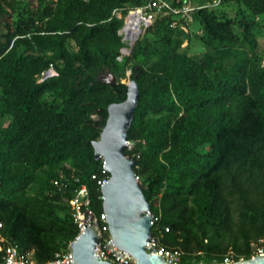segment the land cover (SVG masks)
Returning a JSON list of instances; mask_svg holds the SVG:
<instances>
[{
  "label": "trees",
  "instance_id": "16d2710c",
  "mask_svg": "<svg viewBox=\"0 0 264 264\" xmlns=\"http://www.w3.org/2000/svg\"><path fill=\"white\" fill-rule=\"evenodd\" d=\"M147 1L0 0V245L42 264L67 251L82 186L101 223L109 173L92 142L129 79L124 153L159 245L222 263L264 236V0H166L122 54L124 17Z\"/></svg>",
  "mask_w": 264,
  "mask_h": 264
},
{
  "label": "water",
  "instance_id": "95a60500",
  "mask_svg": "<svg viewBox=\"0 0 264 264\" xmlns=\"http://www.w3.org/2000/svg\"><path fill=\"white\" fill-rule=\"evenodd\" d=\"M128 15L130 12L126 17ZM119 33L123 34L122 40L127 39L120 52L128 54L141 29L127 35L124 21ZM126 85V98L107 106L105 125L99 139L92 142L94 158H101L104 170L109 173L108 179L101 184L102 212L108 225L111 242L118 250L130 254L136 264H170L162 256L146 250V244L153 237L151 232L153 215L134 172L136 161L124 153L129 144L127 131L138 103L139 90L134 79L127 80ZM100 242L95 221L79 232L70 243L68 249L73 258L71 264H112L110 260L100 259L95 254V247ZM209 264H264V255Z\"/></svg>",
  "mask_w": 264,
  "mask_h": 264
},
{
  "label": "built area",
  "instance_id": "2783aa9c",
  "mask_svg": "<svg viewBox=\"0 0 264 264\" xmlns=\"http://www.w3.org/2000/svg\"><path fill=\"white\" fill-rule=\"evenodd\" d=\"M220 0H213V4H218ZM165 8H170L169 3L166 0H148L147 3L136 10H139L142 14L144 22L143 27L149 25L153 19L152 11H159ZM191 9L190 3L185 1L180 9H175L174 11L182 12L186 14L188 18V11ZM114 14L121 17L118 10L114 11ZM126 21V19H125ZM145 23V25H144ZM127 24V22H126ZM142 29V28H141ZM55 71L53 69H48L42 73V78L50 75H54ZM104 182V181H103ZM101 182L100 184H102ZM57 182L55 181V184ZM70 207L74 212V220L77 222L79 232L83 231L88 225L97 222L98 233L100 234L101 242L95 247V254L100 259H108L112 264H136L135 259L125 252L124 250H118L117 247L111 242V236L108 232V225L105 221L104 213L102 212L99 216L101 223H98V218L91 216L90 211L86 209L89 204V199L85 187L82 186L77 194L69 201ZM88 224V225H87ZM1 226V224H0ZM252 248L251 257L264 255V236L254 240L250 243ZM0 250L3 252L2 261L0 264H42L37 263L34 259V250L29 249L25 251H20L13 244H6L5 246L0 245ZM146 250L150 253H156L162 256L170 264H179L181 251L170 250L163 246H160L157 240L152 237L146 244ZM242 259V258H240ZM73 258L71 257L69 249L62 253H57L53 260H50L44 264H71ZM224 262H231L225 259Z\"/></svg>",
  "mask_w": 264,
  "mask_h": 264
},
{
  "label": "bare ground",
  "instance_id": "6f19581e",
  "mask_svg": "<svg viewBox=\"0 0 264 264\" xmlns=\"http://www.w3.org/2000/svg\"><path fill=\"white\" fill-rule=\"evenodd\" d=\"M126 22V32L127 35H130V33L133 34L142 28L144 20L141 12L139 10H134L128 15Z\"/></svg>",
  "mask_w": 264,
  "mask_h": 264
},
{
  "label": "rangeland",
  "instance_id": "374dc122",
  "mask_svg": "<svg viewBox=\"0 0 264 264\" xmlns=\"http://www.w3.org/2000/svg\"><path fill=\"white\" fill-rule=\"evenodd\" d=\"M132 12V11H131ZM128 17V16H127ZM127 17L125 16L124 17V21H125V19H126V21H127ZM142 28H143V26H142ZM141 31H142V29H141ZM123 35V34H122ZM123 42L124 43H126L127 41L126 40H123ZM260 43H261V45H262V47H263V49H264V38L263 39H261V41H260ZM193 50H196L195 49V47L193 48ZM127 80H123V82H126ZM129 145V144H128Z\"/></svg>",
  "mask_w": 264,
  "mask_h": 264
}]
</instances>
